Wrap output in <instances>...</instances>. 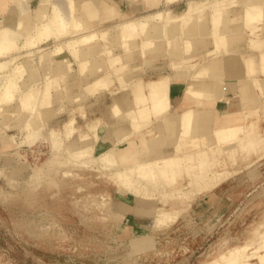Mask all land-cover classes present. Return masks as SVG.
Here are the masks:
<instances>
[{
  "label": "rangeland",
  "instance_id": "obj_1",
  "mask_svg": "<svg viewBox=\"0 0 264 264\" xmlns=\"http://www.w3.org/2000/svg\"><path fill=\"white\" fill-rule=\"evenodd\" d=\"M55 1L38 0L28 17L21 19V29L17 30L21 36L15 47L0 56V62L7 63L0 69V139L11 144L9 149H0V264H204L242 246L252 255L250 261L257 264L256 255H264V247L256 250L264 235V126L259 128L263 139L250 150H242L237 142L224 149L221 144L219 155L218 145L210 149L208 166L219 174L212 179H220L211 188L204 180L190 181L182 171L174 180L162 178L146 188L141 182L117 183L113 180L116 171L157 162L174 151L173 144H165L163 130V143L137 147L134 158L126 162L123 143L120 148H105L99 141L104 127L95 117L108 108L110 98L129 91L134 82H142L147 88L137 76L142 73L138 64L145 58L136 53L131 56L133 49L125 52L122 43H114L122 19L117 15L108 20L102 16L95 30H76V34V27L62 30L52 21L49 37L37 40V30L55 15ZM223 1L232 3L223 9L215 23L218 28L213 31L210 11ZM248 1L246 5L243 0H162L156 9L149 7L145 13L128 18L148 23L169 21L175 30L188 19L202 18L198 24L202 33L189 31L174 44L182 49L180 56L199 54L201 60H208L203 50L209 58L220 52L211 49L213 34L226 44L222 49L237 45L245 36L251 49L264 48V19L239 28L238 22L227 18L250 8ZM8 2L13 1L0 0L5 8ZM260 6L264 10V0H260ZM35 10L41 11L39 17ZM156 14L159 16L149 19ZM107 21L111 22L100 25ZM207 28L214 33L205 34ZM91 33L96 35L94 40L80 42ZM31 37L35 44L24 47ZM195 42L203 47L196 51ZM113 54L120 57L116 66L104 63L106 69L85 77L82 59ZM167 54L157 55L147 61L148 65L167 67V62L175 59ZM120 64H125L122 72L116 68ZM74 65L78 86L82 85L80 94H75ZM29 69L37 74V82L29 80ZM155 73L157 70L146 72L149 77ZM11 81L15 82L14 89ZM29 90L34 96H29L32 100L28 107L19 110L17 99ZM138 122L139 126H131L130 133L117 141L126 144L144 140L156 119L146 124ZM92 125L102 126L99 136L83 147L80 140L92 137ZM33 131L38 132L35 139L27 138ZM49 132L57 139L53 147ZM166 146H172V150L166 151ZM108 155L115 163L103 166ZM129 206H134V215Z\"/></svg>",
  "mask_w": 264,
  "mask_h": 264
},
{
  "label": "bare ground",
  "instance_id": "obj_2",
  "mask_svg": "<svg viewBox=\"0 0 264 264\" xmlns=\"http://www.w3.org/2000/svg\"><path fill=\"white\" fill-rule=\"evenodd\" d=\"M2 1L5 2L6 0ZM69 1L66 0L64 5L67 15L65 22L68 21L66 28L76 27L73 31L74 34H76V30H95L93 28L98 25L102 16L105 20L111 19V17L113 18L115 15H117L118 18L122 17L117 30V38L114 43H122L125 47V52L126 50L133 49L132 52H129L131 56L136 53L140 58H145L144 60L142 58L137 69L142 70L141 63L148 65L149 63H147V61L156 58L159 54L164 55L166 52L170 57H175V59H170L169 62H167V67L171 68L175 72V75L183 77L184 80H186L180 99V105L175 111L170 110L169 97H167V89L170 80L169 74L148 81L146 84V92L142 82L137 84L136 82H132L133 85H135L133 86L131 83V87H133L127 94H117V96H115L110 106V112L111 116L117 119V123L119 124L112 130L117 137H120L123 133L120 122H123L126 118L128 119L130 128L131 126H139L138 120H140L142 124H146L156 119V122L146 131L144 140L129 141L123 145L122 152L128 155V158H124L123 161L132 160L136 154L137 147H148L150 145L163 143V138H161L162 130L167 135L165 144L174 145V151L170 153L171 155L167 154L157 162L137 164L116 171L113 175V180L117 183L132 185L133 182H141V184H145L146 188L147 185L154 183L156 180H161L163 178L171 181L174 180L177 175L184 173L190 181L204 180L208 188H211V186L219 182L220 179H212V177L219 174L210 171L208 166V153L210 149L218 145L216 152L219 155V152L222 151V148L224 149L226 145H233L237 142L242 150L247 151L254 148L260 140L263 139L260 135L259 128L264 126V48L256 51V57L253 54L252 56H245L242 59L244 69L240 77H238L237 89L234 90V93L238 94L237 104L240 105H238V109L217 113L214 110V105L217 104V100L223 98L220 81L222 62L220 59L222 57L220 58L218 55H213L211 58H208V60H201L199 54L183 57L180 56L181 48L179 49V46L174 44L178 43V39L181 38V36H185L189 31L192 34L202 33L203 29L201 26H198L203 20L202 18L188 19L179 26L180 28L175 30L173 29L174 25L169 21L148 23L130 20L128 18L130 15L123 14L119 10L116 11L118 8L117 5L107 4L105 0ZM129 1L140 3L144 10L162 2V0ZM243 1H245L244 4L249 2L248 0ZM231 3L232 2L223 1L219 5L213 7L215 11H210L213 31L218 28L215 23L222 14L223 9L227 8ZM250 4V8L237 11L233 14L234 16L229 15L227 18H229L231 22H238V24H240L239 28H242L244 23L247 25L253 21L263 20L264 10L260 6V0H251ZM69 5L71 8H69ZM1 7L2 10L5 9L2 4ZM11 9L18 13V18L15 21V29L19 30L21 29V19H26L28 17V5L24 0H16V6L12 5ZM187 12L188 10H185L184 14ZM158 16L159 14L152 15L149 16V19ZM234 28L238 29L237 27ZM46 30L48 31V28H46ZM205 30V34L206 32L210 34L214 33L213 31H209L208 28ZM239 30L240 29H238V31ZM69 31L71 32V29ZM67 32L68 31H66L65 35ZM95 37V33H91L82 37L80 42L90 43ZM175 38L177 40H175ZM180 40H182V38ZM198 43L195 42L196 51L203 47V45H200V42ZM164 44L167 46L164 47ZM210 44H212L211 49L217 48L218 51H220L222 47H226V44L222 43L220 38L215 34L212 35V43ZM1 48L2 46L0 45V51ZM59 48H62V45ZM106 49H108V47ZM254 50L253 48L252 51ZM105 51L108 52L109 50ZM84 52H86V50ZM44 56L46 57V55ZM107 57L108 58L87 57L82 59L80 63H82L81 69L85 77L88 78V75L97 74L106 69L107 66L104 63L107 64L108 62V65L113 67L120 61V57L114 56V54ZM116 68L120 69L122 72L125 68V64H120V66ZM29 72V75H32L31 78L33 77L32 82H37V74L35 75L31 69H29ZM105 83H107V85L109 84L107 81ZM10 85L14 89L15 83L12 82ZM31 94L32 90H29L17 99L19 110L21 107H26L27 104L30 103L32 98L30 99L29 96H31ZM74 100L79 101L80 98L75 97ZM188 102H190L189 105L187 104ZM34 110L35 109H32V111ZM57 111H60V109L58 108ZM158 121H161L162 124L159 125ZM28 125L32 126L33 123ZM101 128V125H98V127L92 125L90 129L92 137H83L80 140L81 145L86 147L91 141L97 139ZM37 134V131L29 132L26 137L35 139ZM48 134L51 141L49 142L51 143L50 146L53 147L57 144V139H55V134H50V132ZM221 144L223 145L222 148L220 146ZM200 146H204L205 149H200ZM9 148H11V144L8 143L7 140L1 138L0 149L5 150ZM193 150L196 151L194 155L190 152ZM181 154H184V156H181ZM114 163V159H110L109 155L104 157L103 166H110ZM211 181H213V183H211ZM262 237V241L258 244L256 250L264 247V235ZM245 249L246 246L230 249L226 253L224 252L218 256V258L204 264H254L250 261L252 255L246 253ZM255 259L257 264H264L263 254L256 255Z\"/></svg>",
  "mask_w": 264,
  "mask_h": 264
},
{
  "label": "crops",
  "instance_id": "obj_3",
  "mask_svg": "<svg viewBox=\"0 0 264 264\" xmlns=\"http://www.w3.org/2000/svg\"><path fill=\"white\" fill-rule=\"evenodd\" d=\"M13 2H8L5 10H2L1 4L0 3V45L2 46L1 51H0V56L6 54L10 50H12L15 47L16 41L20 38V32H18L15 28L13 29L12 27L15 24L16 19L18 18V13L14 10L11 9V6L14 5L16 6V0H12ZM65 1L66 0H56L54 2L53 7L56 9L55 15L53 18H51L45 25H41L40 28L37 30V35L36 39H45L49 37V32L46 30V28L50 27V23L56 22L58 27H60L62 30H65L68 21L65 22L66 18V10H65ZM107 4H116L119 11L122 12L123 14L126 15H139L143 14L146 11L143 9V6L140 3H135L131 2L129 0H105ZM7 2V0L5 1ZM38 3V0H28L27 5L29 8V14H30V9H34ZM3 5V4H2ZM160 4H157L155 7L150 8L149 10L156 9V7L160 6ZM38 8H43L40 5ZM148 11V10H147ZM41 11L35 10L34 14L36 17L40 16ZM28 14V15H29ZM111 22V21H110ZM109 21L104 22L100 25H107L110 23ZM5 24V25H4ZM52 30V29H51ZM248 36H245L244 40L242 42L238 43L237 45H232L226 49H221L219 52V57L221 58V76H220V81H221V89H222V94L223 98L220 100L216 101V105H214V110L217 113H222V112H227V111H234L238 109L240 106L237 104V97L238 94L234 93V90L237 89V82H238V77H240V74L242 73L244 66L242 63V59L245 56H254L256 57V50L252 51V49L249 47L248 44ZM35 44L34 42V37L27 38L24 42V47L31 46ZM202 54L204 58H209L208 55L205 54V50L202 51ZM256 60V58H255ZM256 63V62H255ZM6 62H0V69H3L6 66ZM52 66L55 65V63L51 64ZM156 66V68H155ZM74 71H75V94H77V91H79L82 87L81 83L78 86V77H77V67L74 65ZM158 67V68H157ZM164 65H144L142 67V73L140 75H137L140 77V79L144 82L147 83V81L156 79L159 75H170V80L168 84V89H167V97L170 103L171 111H173V108L175 107V110L178 109L180 105V99L182 96V92L184 90L186 80L182 79V77H179L177 75H174V71ZM32 70V69H31ZM150 70L154 71L157 70V73H155L154 77H149L151 75L146 74V72H149ZM32 75H29V80L32 82ZM223 81V82H222ZM15 83V82H14ZM185 83V84H184ZM226 83V84H225ZM236 83V85H235ZM117 82H113V86H116ZM223 87V88H222ZM49 86H47L45 89H43V93L45 94ZM234 88V89H233ZM169 90V91H168ZM129 91L127 90L126 92H121L118 93L120 94H127ZM146 92V89H145ZM227 93V94H226ZM80 94V91L79 93ZM226 94V95H225ZM117 96V95H115ZM112 97L110 98V104L108 108L103 112V113H98V116L95 117V120H100L102 126L104 127V131L102 135L100 136L99 141L105 148L107 146H113L115 148H120L121 143L123 141H117L119 137H117L113 132H112V127L115 125L117 120L111 116L110 112V106L112 105L113 99L115 98ZM236 97V98H235ZM87 98V97H85ZM235 98V99H234ZM232 103V104H231ZM188 105L190 102L187 103ZM220 104V105H219ZM239 105V106H238ZM223 106V107H222ZM216 107V108H215ZM218 107V108H217ZM223 108V109H222ZM227 109V110H226ZM76 118V117H75ZM122 128H123V133L120 135V137H123L124 135H127L130 133L131 128L128 123V121H123L122 122ZM108 137V138H107ZM106 142H105V140ZM105 144V145H104ZM122 145V146H123ZM121 146V147H122ZM166 151L172 150V146H166L164 148ZM131 208L133 211L131 215H134L135 208L134 206H129L128 210ZM129 212V211H128ZM128 214V213H127Z\"/></svg>",
  "mask_w": 264,
  "mask_h": 264
}]
</instances>
